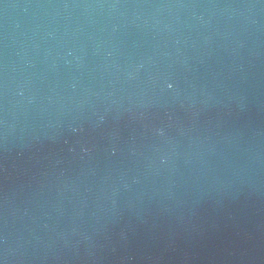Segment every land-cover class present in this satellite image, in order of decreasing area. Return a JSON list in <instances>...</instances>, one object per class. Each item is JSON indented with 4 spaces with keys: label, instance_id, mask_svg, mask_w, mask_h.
<instances>
[{
    "label": "water",
    "instance_id": "1",
    "mask_svg": "<svg viewBox=\"0 0 264 264\" xmlns=\"http://www.w3.org/2000/svg\"><path fill=\"white\" fill-rule=\"evenodd\" d=\"M0 264H264V0H0Z\"/></svg>",
    "mask_w": 264,
    "mask_h": 264
},
{
    "label": "clouds",
    "instance_id": "2",
    "mask_svg": "<svg viewBox=\"0 0 264 264\" xmlns=\"http://www.w3.org/2000/svg\"><path fill=\"white\" fill-rule=\"evenodd\" d=\"M167 87H168V88H172L173 85H172L171 83H169V84L167 85Z\"/></svg>",
    "mask_w": 264,
    "mask_h": 264
}]
</instances>
